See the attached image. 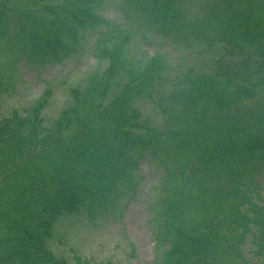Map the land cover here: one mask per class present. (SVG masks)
I'll list each match as a JSON object with an SVG mask.
<instances>
[{
  "label": "trees",
  "instance_id": "16d2710c",
  "mask_svg": "<svg viewBox=\"0 0 264 264\" xmlns=\"http://www.w3.org/2000/svg\"><path fill=\"white\" fill-rule=\"evenodd\" d=\"M24 1L0 0V33L4 32L9 14H12L20 23L30 24L29 44L31 48L38 49L36 51H53L65 46L67 39L70 40L69 45L76 46L73 44L75 40L80 41L97 27V23L104 22L96 12L97 0ZM160 5L161 11L158 12L151 1L147 2L144 11L149 19H153L152 14L173 13L171 0H163ZM234 9L229 6L226 15L231 10L233 12L219 19L211 42L219 38L232 43V51L227 55L235 56L236 64H239L237 68L233 71L226 65H219L211 74L188 72L192 74L191 85H178L165 97L172 107L179 103L184 110L176 124H168L161 139L172 148L173 156L177 151L198 145L201 164L193 169L183 165L185 168L180 173L183 176L188 172V180L179 183L161 199L163 219L160 229L155 228L153 232L157 251L162 249L157 264H214L211 260L214 245L209 236L204 238V232L213 233L215 248L226 252L228 240L223 235V227L237 233L230 240L238 246L252 234L257 253L264 256V204L252 202L246 196L237 201L240 191L235 180L229 184L234 187L230 191L231 197L224 195L220 185V194L211 187L217 172L210 171L209 167L218 164L214 144H220L231 159L253 156L256 152L264 156V134L254 138L249 135L246 144L237 151L235 140L229 138L228 133L230 120L236 119L240 113L219 114L224 109L243 104L245 100L257 98L263 93L258 88H264V20L255 21L254 29L249 28L244 19L248 15L238 16ZM209 26L208 22L206 28ZM126 39L127 36H122L117 43L103 48L102 57L108 59L109 65L101 74L89 79L92 90L83 94L72 91L81 108L67 107L50 128L41 130L36 123L40 120L38 112L43 107L42 101L32 108L31 115L23 119L15 117V123L0 128V175L29 170L25 166L29 167L31 161L32 181L27 189H35L34 192L29 191L31 206L23 208L22 216L11 221L0 240L3 263L66 264L65 259H55L49 250L43 248L47 227L61 215L82 210L94 218L103 204V201L99 202L100 205L93 204L96 193L116 192V198L122 197L126 194L122 187L127 181L122 176L131 179L129 168L135 166L133 162L145 158L146 153L155 157V142L149 137L139 138L142 134L131 131L135 128L148 131L151 128L136 120L137 115L130 109L132 103L129 105L126 101L129 97L142 96L145 92L142 88L160 78L161 72L157 69L160 61L156 56L150 58L151 62L144 63L127 59L121 54ZM216 62L228 64L221 60ZM137 64L145 65L139 68ZM118 76L122 77L120 81ZM110 87L117 88L119 94L106 100ZM93 88L97 89L96 93ZM260 107L264 108V104ZM25 125V131L21 132ZM195 127L198 130L193 129ZM160 135L155 138L157 142ZM150 136L155 137L154 132ZM72 153H75L73 160L67 157ZM75 161L77 164H70ZM49 169L61 171L58 176L47 179ZM60 175L64 177L60 178ZM201 197L206 200L218 197L221 203L224 199L227 216L223 211L213 209V205ZM184 210L201 214V236H189L181 223Z\"/></svg>",
  "mask_w": 264,
  "mask_h": 264
},
{
  "label": "rangeland",
  "instance_id": "374dc122",
  "mask_svg": "<svg viewBox=\"0 0 264 264\" xmlns=\"http://www.w3.org/2000/svg\"><path fill=\"white\" fill-rule=\"evenodd\" d=\"M149 1L158 12L161 11L163 0H97L96 12L104 22L97 23V27L86 37H81L80 41L75 40L73 44L76 46L73 47L67 39L65 46L61 45L53 51H36L38 49L31 48L29 44L30 24L20 23L12 14H9L4 32L0 33V128L13 124L15 117L23 119L31 115L32 108L42 101L43 107L38 112L40 120L36 123L41 130L50 128L67 107L81 108L72 91L83 94L92 90L89 79L97 73L101 74L109 65L108 59L102 57L103 48L117 43L122 36H127L121 49V54L127 59L144 63L151 62L150 58L156 56L160 61V66H157L160 78L146 84L142 88L145 91L142 96L129 97L126 101L129 105L132 103L130 109L137 115L136 120L151 128L148 131L140 128L131 131L142 134L139 138L149 137L154 141L156 155L153 157L146 153L145 158L133 162L135 166L129 168L131 179L122 176L127 180L122 187L126 194L122 197L116 198V192L96 193L93 204L100 205V201L103 204L94 218L82 210L61 215L47 227L43 248L49 250L55 259H65L66 264H157L162 249L157 251L153 232L155 228L160 229L163 219L161 199L179 183L188 180V172H184L183 176L180 173L185 168L183 165L193 169L201 164L198 145L177 151L176 157L172 148L161 139L168 124H176L184 110L179 103L172 107L165 97L178 85H191L192 74L188 72L211 74L219 65H226L233 71L237 68L239 64H236L235 56L227 55L231 53L233 44L219 38L211 42L217 23L226 15L229 6L235 8L238 16L248 15L244 19L249 28L254 29L255 21L264 20V0H171L173 13L152 14L153 19H149L144 11ZM208 22L210 26L207 29ZM217 60L228 64H217ZM137 65L142 68L145 64ZM260 75L263 73L260 72ZM118 78L120 81L122 77ZM110 82L113 83L112 77ZM258 90L263 93L257 98H250L219 113L224 116L240 113L236 119L230 120L228 133V137L235 140L237 151L243 148L249 135L254 138L264 134V108L260 107L264 104V88ZM93 92L96 93L97 89L93 88ZM117 94L118 89L110 87L105 98L108 100ZM26 127L20 131L24 132ZM193 129L198 130L196 127ZM153 132L155 137L150 136ZM159 133L157 142L155 138ZM214 146L218 164L209 167L210 171L217 172L211 187L220 194V185L224 195L231 197L230 191L234 187L229 184L235 180V186L240 191L237 201L246 196L252 202L264 204V156L256 152L253 156L242 155L231 159L220 144ZM74 154L67 157L73 160ZM28 166L25 169L29 170L24 172H4L0 175V240L11 221L22 216L23 208L31 206L29 191H35L34 188L27 189L32 181L31 161ZM60 171L49 169L47 179L58 176ZM63 177L60 175V178ZM206 202L227 216L224 199L223 203L218 197L207 198ZM188 211L182 212L181 223L190 237L201 236V214ZM223 228V235L228 240L226 252L215 248L213 233L204 232V238L209 236L214 245L215 251L211 255L214 264H264V256L257 253L252 234L238 246L230 240L237 233ZM1 252L2 247L0 264H5Z\"/></svg>",
  "mask_w": 264,
  "mask_h": 264
}]
</instances>
